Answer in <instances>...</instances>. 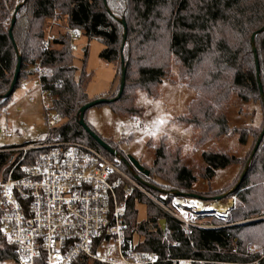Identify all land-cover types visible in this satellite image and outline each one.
<instances>
[{
  "label": "trees",
  "instance_id": "obj_1",
  "mask_svg": "<svg viewBox=\"0 0 264 264\" xmlns=\"http://www.w3.org/2000/svg\"><path fill=\"white\" fill-rule=\"evenodd\" d=\"M18 1L13 6L15 0H0V113L13 93L4 96L13 79L18 57L21 68L15 88L35 75L34 66L40 62L43 71L40 87L47 92L52 109L63 120L59 131L69 139L85 142L111 155L78 123L80 108L94 100L86 93L91 79V73L85 68L86 48L78 76L67 31L58 33L51 49L44 51L42 48L43 24L56 15L58 19L65 17L68 28L80 30L88 40L102 43L99 57L115 67L114 90L107 96L114 100L108 103L119 116L129 120L139 117L142 108L135 105L137 91L155 97L158 85L166 80L183 82L196 91L186 113L176 118L178 123L193 130L195 147L222 136L238 134L237 129L230 127L226 116L233 94L243 102L259 101L264 118V0ZM9 8L13 10L12 15ZM13 17L11 33L16 47L9 36ZM122 20L127 26L125 40ZM122 66L126 70L125 84L117 97ZM173 66L178 80L170 76ZM85 122L97 134L86 118ZM263 127L264 123L258 133L252 134L255 144ZM102 139L114 148L112 141ZM246 140L247 136L240 133L239 141L244 144ZM148 145L154 148L155 158L151 166L143 165L149 174L140 173L139 176L156 186L158 190L146 188L158 195L169 190L185 196L196 195L193 184L198 178L209 182L216 170L241 164V160L228 151L209 147L202 152L204 165L197 168L186 163L180 147L169 148L164 136L155 145L148 141ZM34 155L35 152L29 151L24 163L31 162ZM10 157L11 153L0 152V170ZM243 170H246L244 177L231 192L238 205L230 211L227 225L195 229L190 235L181 230L179 221L164 214L145 195L135 192L127 200L125 221L136 229L139 237L136 248L158 253L160 261L155 264H172L170 259L174 258H194L204 261L203 264H223L233 258L248 260L230 253L234 246L244 252L248 244L258 248L255 257L264 253V220L231 225L234 220L264 211V134ZM137 203L146 207L145 220H137ZM162 219H165L163 224ZM14 257L13 247L0 233V262ZM72 264L89 262L82 258ZM259 264H264V258Z\"/></svg>",
  "mask_w": 264,
  "mask_h": 264
},
{
  "label": "built area",
  "instance_id": "obj_2",
  "mask_svg": "<svg viewBox=\"0 0 264 264\" xmlns=\"http://www.w3.org/2000/svg\"><path fill=\"white\" fill-rule=\"evenodd\" d=\"M60 19L56 15L43 24L42 48L51 49L58 39ZM71 39V49L80 30L61 27ZM37 84L43 74L40 62L34 66ZM41 88V87H40ZM42 90V89H41ZM46 132L42 139L23 145L0 148L11 157L0 170V233L14 249L10 264H72L85 258L89 264H155L158 253L136 248L135 227L125 221L127 200L135 192L149 198L164 214L179 221L181 230L190 235L195 229L220 226L203 224L212 216L226 221L235 207L236 196L212 203L196 196L175 191L156 197L140 181L123 169L119 154L107 156L102 150L85 142L72 140L59 131L63 120L51 107V98L42 90ZM130 124L148 131L140 117ZM10 129H0V137H12ZM29 151L35 152L24 163ZM168 198V199H167ZM199 203L200 205H198ZM216 204L213 209L209 206ZM264 220V213L231 225ZM172 245H176L173 243ZM258 248L248 244L244 252L231 248L233 258L223 264H259L264 253L255 257ZM172 264H203L194 258L170 259Z\"/></svg>",
  "mask_w": 264,
  "mask_h": 264
},
{
  "label": "rangeland",
  "instance_id": "obj_3",
  "mask_svg": "<svg viewBox=\"0 0 264 264\" xmlns=\"http://www.w3.org/2000/svg\"><path fill=\"white\" fill-rule=\"evenodd\" d=\"M18 2L15 0L13 6L17 5ZM12 13L13 10L9 8V14L12 15ZM60 22V26L57 28L58 32L61 31L62 26H65V17H61ZM73 43L77 46L73 61L77 68V76L82 68V59L86 48L85 68L91 73V79L86 86L88 97L91 99L107 98L114 90L112 85L115 78V67L112 63L99 57L103 47L102 43L98 40H88L82 32L74 38ZM170 76L178 80L175 66H173ZM31 78L36 77L33 75ZM195 95L196 91L185 83L166 80L158 85V95L155 97H149L142 90L137 91L135 105L142 108V114L139 117L149 126L148 131L132 126L128 118L117 115L110 103H102L89 108L85 118L97 134L112 141L111 145L119 155L125 157L130 155L145 166H151L155 158V150L148 145V141L155 145L162 136L166 138L169 148L180 147L182 156L186 157V163L197 168L204 165L202 152L209 147L228 151L229 154L239 158L241 164H232L216 170L209 182L198 178L193 184V189L196 197H200L209 203L219 199H229L233 195L231 191L238 183L246 161H248L253 150L256 138L252 134L258 133L264 123L261 103L259 101L243 102L233 94L226 116L230 127L237 129L238 134L222 136L201 147H195L193 130L176 121L178 116L186 113L187 105ZM5 128L10 129L13 136L6 139L0 137V148L23 145L44 137L46 123L42 90L34 79L21 81L13 91L10 101L0 113V129ZM239 132L241 135L247 136L244 144L239 141ZM123 169L136 181H139L136 177L139 176L140 172L132 164L123 166ZM170 191L173 190L168 192ZM154 195L156 197L162 196ZM221 195H224L223 198H217ZM237 205L236 198L235 207ZM136 209L137 220H145V205L137 203ZM262 213L264 211L260 214ZM215 220L212 216H206L200 222L215 226L227 225L225 224L226 221ZM242 220L244 219L234 220L232 223ZM0 264L10 263L0 262Z\"/></svg>",
  "mask_w": 264,
  "mask_h": 264
},
{
  "label": "water",
  "instance_id": "obj_4",
  "mask_svg": "<svg viewBox=\"0 0 264 264\" xmlns=\"http://www.w3.org/2000/svg\"><path fill=\"white\" fill-rule=\"evenodd\" d=\"M18 7H16L17 9ZM15 22V17L12 18L11 20V25H10V28H9V36L13 42V45L14 47H16L14 41H13V37H12V33H11V30H12V26ZM123 26H124V40L126 39V34H127V26L125 24V22L122 20L121 21ZM257 32H255L253 35H252V38H251V42L253 43L254 40H255V36H256ZM255 51V49H254ZM123 63V61H122ZM20 68H21V59L20 57H18V61H17V65H16V68H15V72H14V76H13V79L11 81V84H10V87L8 89V91L5 93V97L9 96L14 88H15V85L18 81V76H19V73H20ZM125 74H126V70L125 68L122 66L121 68V78H120V86H119V91H118V94H117V97H119L121 94H122V91H123V88H124V84H125ZM257 79H259V73H257ZM260 93L262 94V89L260 88ZM116 97V98H117ZM114 99H108V98H98V99H94L88 103H86L85 105H83L81 108H80V114H79V125L87 132L89 133V135L99 144V146L101 148H103L104 150H106L108 153H110L111 155H116L118 154L117 151L112 148L111 146H109L101 137H99L97 134H95L93 131L90 130V128L87 126L86 122H85V118H84V114H85V111L88 110L89 108L95 106V105H98V104H102V103H108L109 101H113ZM264 134V127L262 129V132L260 133L258 139H257V142L255 144V147L252 151V155L255 153L261 139H262V136ZM121 156V159L123 160L124 164L125 165H129V164H132L140 173L144 174V175H148L149 174V171L147 169H145L143 167V165L137 160L135 159L134 157L128 155L127 157H124L122 155ZM245 172L246 170H244L240 176V179L238 181V183L235 185V187L232 189L231 192L234 191V189H236V187L238 186V184L240 183L241 179L244 177L245 175ZM143 185L151 188V189H156L158 190V188L156 186H154L153 184H149L148 182H146L145 180H143L140 176H137L136 177ZM176 194H179L181 195L180 193H177L175 191ZM190 197L191 196H197V195H189ZM224 195H221L217 198H223ZM165 222V219H162L161 220V223L163 224Z\"/></svg>",
  "mask_w": 264,
  "mask_h": 264
},
{
  "label": "bare ground",
  "instance_id": "obj_5",
  "mask_svg": "<svg viewBox=\"0 0 264 264\" xmlns=\"http://www.w3.org/2000/svg\"><path fill=\"white\" fill-rule=\"evenodd\" d=\"M198 205H200L199 203H197ZM216 204H213L211 206L208 207V209H213V207L215 206Z\"/></svg>",
  "mask_w": 264,
  "mask_h": 264
},
{
  "label": "crops",
  "instance_id": "obj_6",
  "mask_svg": "<svg viewBox=\"0 0 264 264\" xmlns=\"http://www.w3.org/2000/svg\"><path fill=\"white\" fill-rule=\"evenodd\" d=\"M29 79H34L36 81V84H37V79L36 78H29ZM29 79H26L24 81H28ZM38 85V84H37ZM39 86V85H38Z\"/></svg>",
  "mask_w": 264,
  "mask_h": 264
}]
</instances>
